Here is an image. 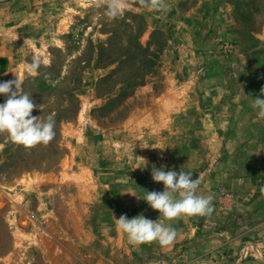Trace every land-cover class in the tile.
<instances>
[{"label":"rangeland","instance_id":"1","mask_svg":"<svg viewBox=\"0 0 264 264\" xmlns=\"http://www.w3.org/2000/svg\"><path fill=\"white\" fill-rule=\"evenodd\" d=\"M97 3L15 0L0 20L15 45L0 82L23 76L31 114H55L47 145L0 133V264H264V230L247 236L263 220L240 227L245 217L219 197L223 179L263 160L251 100L264 98V0H163L162 10L126 0L115 19ZM162 166L199 177L213 213L168 220L152 209L142 198L163 191L151 176ZM138 214L177 241L130 244L113 217Z\"/></svg>","mask_w":264,"mask_h":264},{"label":"clouds","instance_id":"2","mask_svg":"<svg viewBox=\"0 0 264 264\" xmlns=\"http://www.w3.org/2000/svg\"><path fill=\"white\" fill-rule=\"evenodd\" d=\"M140 4L153 10L163 9V0H140ZM97 7H105L107 17L115 19L124 14L126 0H107L101 4L98 0ZM40 59L34 58L26 66L28 75L38 74ZM24 77H15L6 82H0V94L5 100L0 103V133H7L11 140L25 147L37 144L47 145L55 137L54 113L48 115L46 120L33 116L32 110L39 108L31 98V94L23 91ZM264 95V87L261 88ZM251 106L256 110L259 120H264V98L253 97ZM143 159V158H142ZM152 179L162 182L163 191L146 192L144 199L147 204L168 220L186 216H210L214 211L213 195H201L197 189L201 183L199 177L185 171L167 170L164 167L152 168ZM119 230L127 236L130 244L142 245L157 242L162 247L172 246L178 239L177 231L170 225L161 221L146 218L138 214L132 218L121 215L113 217Z\"/></svg>","mask_w":264,"mask_h":264},{"label":"crops","instance_id":"3","mask_svg":"<svg viewBox=\"0 0 264 264\" xmlns=\"http://www.w3.org/2000/svg\"><path fill=\"white\" fill-rule=\"evenodd\" d=\"M13 4H15V0H0V20L5 17L8 22L9 18L14 17ZM14 57V39L0 33V62L5 60L7 66L9 63L11 65ZM261 159H263L261 162L254 166L250 164L249 168L245 169L246 175L236 174L223 179L221 189L224 192L222 196H219L221 200L227 199L231 210L236 211L240 217H245L246 222H243V226L239 224L240 227L247 228L257 224L258 220H263L260 226L247 233L248 237L264 230V193L257 190V177L264 169V154ZM243 233L240 232V234Z\"/></svg>","mask_w":264,"mask_h":264},{"label":"built area","instance_id":"4","mask_svg":"<svg viewBox=\"0 0 264 264\" xmlns=\"http://www.w3.org/2000/svg\"><path fill=\"white\" fill-rule=\"evenodd\" d=\"M260 184H261V186L264 188V177L261 179Z\"/></svg>","mask_w":264,"mask_h":264}]
</instances>
